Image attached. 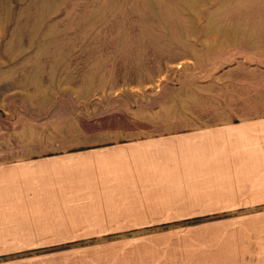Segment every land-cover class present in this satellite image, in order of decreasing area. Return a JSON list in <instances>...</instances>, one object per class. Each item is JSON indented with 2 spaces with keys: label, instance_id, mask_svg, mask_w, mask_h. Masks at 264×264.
<instances>
[{
  "label": "rangeland",
  "instance_id": "obj_1",
  "mask_svg": "<svg viewBox=\"0 0 264 264\" xmlns=\"http://www.w3.org/2000/svg\"><path fill=\"white\" fill-rule=\"evenodd\" d=\"M1 3L0 126L12 119L20 140L29 147L34 142L36 155L50 153L55 143L69 150L106 140L90 123L128 127L133 121L140 130L149 117L161 132L187 116L212 125L264 112V0ZM18 111L35 117L19 118ZM216 208L224 212L24 255H33L34 264H114L125 249L110 239L164 244L221 237L228 232L216 230L219 224L264 223V202Z\"/></svg>",
  "mask_w": 264,
  "mask_h": 264
},
{
  "label": "crops",
  "instance_id": "obj_2",
  "mask_svg": "<svg viewBox=\"0 0 264 264\" xmlns=\"http://www.w3.org/2000/svg\"><path fill=\"white\" fill-rule=\"evenodd\" d=\"M3 32L0 0V41ZM21 112L16 116L35 117ZM10 120L0 126V264H34L33 255L24 254L35 248L224 212L216 207L241 209L264 202L262 111L212 125L182 117L161 132L149 117L141 120L140 130L133 121L128 127L90 123L108 139L69 150L55 143L56 149L43 155L33 153V141L29 147L20 140ZM219 225L216 230L228 232L221 237L164 244L110 239L125 249L112 262L264 264V223ZM13 254L19 257L10 258Z\"/></svg>",
  "mask_w": 264,
  "mask_h": 264
},
{
  "label": "trees",
  "instance_id": "obj_3",
  "mask_svg": "<svg viewBox=\"0 0 264 264\" xmlns=\"http://www.w3.org/2000/svg\"><path fill=\"white\" fill-rule=\"evenodd\" d=\"M198 220H200V218H194V219H193V221H198Z\"/></svg>",
  "mask_w": 264,
  "mask_h": 264
}]
</instances>
